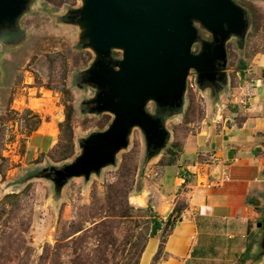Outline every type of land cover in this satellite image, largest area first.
Segmentation results:
<instances>
[{
	"label": "rangeland",
	"instance_id": "rangeland-1",
	"mask_svg": "<svg viewBox=\"0 0 264 264\" xmlns=\"http://www.w3.org/2000/svg\"><path fill=\"white\" fill-rule=\"evenodd\" d=\"M232 1L243 8L247 26L224 44L231 91L261 77L264 59V0ZM82 5L28 0L14 26L0 29V264H133L152 225L145 197L157 166L174 158L203 122L207 102L218 100L217 88L199 86L190 68L179 108L145 104L168 132L157 154L149 155L142 130L132 126L112 163L57 185L52 169L74 162L83 141L113 119L89 102L97 88L84 82L85 74L98 57L83 45V26L68 18ZM193 25L199 39L191 52L198 53L201 40L212 36ZM121 59L122 51L112 49L111 66L117 69ZM261 145L264 155V138ZM183 205L179 200L176 209ZM257 210L263 238L264 192ZM176 217L171 213L170 220ZM256 239L240 264H264V240L253 250Z\"/></svg>",
	"mask_w": 264,
	"mask_h": 264
},
{
	"label": "water",
	"instance_id": "water-1",
	"mask_svg": "<svg viewBox=\"0 0 264 264\" xmlns=\"http://www.w3.org/2000/svg\"><path fill=\"white\" fill-rule=\"evenodd\" d=\"M27 1L0 0V29L14 26ZM68 18L83 26V45L98 57L84 80L97 88L91 109L110 112L113 119L106 130L83 141L74 162L52 169L57 185L112 163L132 126L142 130L149 155L157 154L168 132L146 112V102L179 108L190 68L199 86L218 88L226 78L225 41L230 35L242 37L247 26L243 8L232 0H83ZM193 22L212 36L210 42L201 40L198 53L191 52L199 39ZM114 48L122 51L117 69L109 62Z\"/></svg>",
	"mask_w": 264,
	"mask_h": 264
},
{
	"label": "crops",
	"instance_id": "crops-1",
	"mask_svg": "<svg viewBox=\"0 0 264 264\" xmlns=\"http://www.w3.org/2000/svg\"><path fill=\"white\" fill-rule=\"evenodd\" d=\"M259 72L232 91L226 72L203 122L154 170L145 199L161 227L134 264H240L252 238L253 250L264 240L256 232L264 192V59ZM179 200L184 205L163 232Z\"/></svg>",
	"mask_w": 264,
	"mask_h": 264
},
{
	"label": "trees",
	"instance_id": "trees-1",
	"mask_svg": "<svg viewBox=\"0 0 264 264\" xmlns=\"http://www.w3.org/2000/svg\"><path fill=\"white\" fill-rule=\"evenodd\" d=\"M67 117H69V113H67ZM181 209V208H180ZM180 209H176V206L173 208V211L172 212H175L176 211V214L178 215V213H179V211H180ZM170 217H171V214H169V216L167 217V222H164V227L165 226H168L166 229H164V230H168V228L169 227H171L172 225H173V223H174V221L176 220V218H175V220L174 221H171L170 220ZM167 224H169V225H167ZM161 227V222L159 221V220H157L156 218H154L153 217V219H152V225H151V229H150V233H149V235L148 236H150V235H153L156 231H157V229H159ZM145 244V243H144ZM144 246V245H143ZM142 249H143V247H142ZM142 249H141V251H142ZM141 253V252H140ZM140 255V254H139ZM138 261V259L134 262V263H136ZM133 263V264H134Z\"/></svg>",
	"mask_w": 264,
	"mask_h": 264
}]
</instances>
